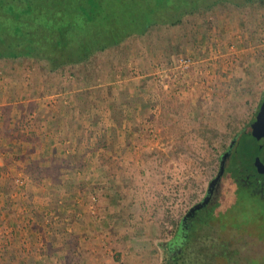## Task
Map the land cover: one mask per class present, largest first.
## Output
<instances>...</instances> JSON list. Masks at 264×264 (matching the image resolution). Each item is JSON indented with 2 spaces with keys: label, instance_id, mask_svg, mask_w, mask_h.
<instances>
[{
  "label": "rangeland",
  "instance_id": "rangeland-1",
  "mask_svg": "<svg viewBox=\"0 0 264 264\" xmlns=\"http://www.w3.org/2000/svg\"><path fill=\"white\" fill-rule=\"evenodd\" d=\"M142 4L126 0L125 8L113 0L102 12L130 14ZM251 13L224 16L209 30L195 20L185 25L182 33L188 35L179 54L168 55L160 34L146 46L133 41L137 51L127 44L131 55L121 52L112 68L95 63L90 72H101L95 80L112 88L113 99L106 107L98 88L84 95L88 108L80 139L68 133L74 126L64 120L79 113L75 95L81 66L51 72L46 62L36 60L23 59L15 67L1 63L0 87L12 92L22 81L24 88L12 136L5 133L12 111L0 109V135L6 138L0 152L9 157L0 155V167L10 163L5 178L17 200L0 215V264H164L165 248L177 247L184 219L207 195L221 155L244 127L236 154L248 174L264 177L261 137L251 119L264 93V11ZM184 58L192 60L187 69L179 65ZM41 111L49 117L44 130ZM111 111L119 113L120 124L110 120ZM38 131L54 139L35 140L31 155L37 159L57 151L65 161L60 184L35 178L13 159L28 154L29 144L22 140ZM231 178L230 172L212 215L219 224L207 244L196 242V250L227 243L256 258L264 254V203L237 189ZM78 180L86 187L72 189ZM69 239L77 247L58 245ZM72 248L77 251L73 258ZM217 261L226 263L222 257Z\"/></svg>",
  "mask_w": 264,
  "mask_h": 264
},
{
  "label": "trees",
  "instance_id": "trees-1",
  "mask_svg": "<svg viewBox=\"0 0 264 264\" xmlns=\"http://www.w3.org/2000/svg\"><path fill=\"white\" fill-rule=\"evenodd\" d=\"M112 1L0 0V68L4 66L1 64L3 62L4 64L11 62L15 67L23 59L36 60L39 63L46 62L48 70L51 72L66 66H81L80 71L76 73L80 85L75 95V101L79 106L76 113H79L77 116L76 114L69 115V118L64 120H70L68 123H73L76 129L73 127L74 131H68V133H73L76 138L84 136L82 124L88 108L87 106L84 107L82 103V99H85L84 95H88L89 90L98 88L99 92L97 94L105 95L107 98L104 102L106 107L108 102L113 99L112 88L108 85L101 87L95 80V76H102L101 72H90L92 68H95V63L104 61L106 66L112 68L119 61L118 58L121 52L125 53L124 57L131 55L132 52L126 50L127 44H131L134 47L133 50L137 51L138 49L133 46V41L139 40L141 46L142 44L146 46L160 34L164 36L165 43H167L165 51L169 53L168 55L179 54L184 47V41L182 40H185L188 35L186 32L182 33L185 30L183 28L185 25L191 24L192 26L195 21L201 22L204 25V30H209L224 16L233 19L241 16L240 14L246 15L252 12L251 14L256 16V13L261 14L264 11L263 5H261L264 0H127L130 2L138 1L143 4L135 5L133 12L130 14L124 13L113 16L103 13L102 10L106 3ZM115 1L125 8L127 7L125 5L126 0ZM21 86L22 81L15 84V91L13 90L11 93L12 103L19 100L20 95L18 93ZM3 92L7 94L6 90ZM119 97L121 96H118L117 100H119ZM98 98L96 96V99ZM122 100L120 99L118 105L120 111L124 104ZM21 107L18 104L15 105V108L11 109V107L6 106L2 110L7 111L10 109V113L13 110L9 121L11 118L15 121L17 119L15 116ZM96 107L100 108L97 105ZM20 112L18 119L24 117V111ZM113 112L112 116H109L110 120L120 124L117 121L118 118H116L119 113ZM7 113H9V110ZM43 115L44 111H41L39 115L40 122ZM45 116L46 126L49 117L46 114ZM21 120L23 119L19 121L21 122ZM0 128L3 129L4 126ZM9 128L6 126V134H9ZM12 130L16 132L15 128H12ZM31 136L34 137H24L27 139L22 140L23 143L25 141L29 144L28 154L18 155L13 159L22 162L26 170L33 174L35 178H48L53 182H57L56 184H60L61 164L65 161L61 160L57 151L47 157H38L37 159H34L31 155L32 151V154H34V148L39 143L35 140L43 141L47 138L53 141L52 137H49L50 134L45 131L40 134L33 133ZM14 137L16 138V136ZM6 168L7 165L0 167V215L8 212L10 203L17 202L16 199L12 198L11 193L14 191L12 182L9 178H5ZM78 182L77 186L72 189L79 190L86 187L85 183L82 184L79 180ZM62 187H65L67 191L70 190L65 185ZM214 224L218 225L219 223L213 221L212 215H195L191 223L188 241L183 244L184 247L179 252L177 247L173 250L165 248L166 258L164 264H219L217 260L220 257L225 260V264H250L249 260L256 262V264H264V254L256 258L247 256L234 250L227 243L219 246L215 244L213 247L208 245L206 249L196 250L198 240L205 242V244L209 242ZM52 240L53 248L51 247L50 251L53 252V249L56 248L53 245L56 240L55 238ZM72 244V239L58 242L60 246H71ZM60 246L58 247L60 248ZM72 247H77V245H72ZM75 249L72 248V258L77 252L73 251ZM59 251L60 249H58ZM49 256L52 257L53 255Z\"/></svg>",
  "mask_w": 264,
  "mask_h": 264
},
{
  "label": "flooded vegetation",
  "instance_id": "flooded-vegetation-1",
  "mask_svg": "<svg viewBox=\"0 0 264 264\" xmlns=\"http://www.w3.org/2000/svg\"><path fill=\"white\" fill-rule=\"evenodd\" d=\"M262 107H264V93L262 99L258 102V106L257 109L255 110L254 115L251 118L253 120L252 124H255V127L260 134L261 141L259 147L262 155L264 156V133L261 132L258 127V115L261 112ZM246 129L247 127L242 128L241 131H239L233 137V139L231 140V142L229 143V145L221 155L219 171L217 173V176L221 170L222 161H224L225 170L221 177V180L214 183L213 186L211 187V190H209V192H207V195L204 197V199L208 197L207 203L204 205L202 209L196 211L195 213H191L190 215L192 216L188 217V219H185V221L183 222L182 225L183 234L181 235L180 242L177 243L178 252L181 250L182 247H184L183 244H185L186 241H188L189 239L191 223L195 218V215H215V210H217L221 202V199L225 193L224 192L225 181H227L225 179H227V177L230 176V172L231 174H233V179L231 178V180L236 185L237 189L246 191L249 194V196H253L257 198L259 201L264 203V177L261 178L257 176L252 177L253 176L252 174L250 173L248 174V172H246L247 169H245L244 167L242 168L243 161H241L240 156L236 154L237 148L244 140L243 135L245 134ZM227 152H229V154H227L223 160L222 158ZM240 172L242 173L246 172L247 176L242 175V173ZM203 247L205 246L203 245Z\"/></svg>",
  "mask_w": 264,
  "mask_h": 264
},
{
  "label": "crops",
  "instance_id": "crops-1",
  "mask_svg": "<svg viewBox=\"0 0 264 264\" xmlns=\"http://www.w3.org/2000/svg\"><path fill=\"white\" fill-rule=\"evenodd\" d=\"M12 72H13V71H10V74H12ZM14 76H16V75H14ZM6 83H8V81H6ZM16 83H17V82H16ZM4 84H5V83H4ZM6 85H7V84H6ZM3 86H4V87H3ZM3 86L0 87V94H1V96H0V98H1V100H0V109H1V108H4V107H6V106H7V107H8V106L11 107V109H12V108H15V105H18V103H14V102L12 103L11 101H9V96L11 95L12 92H9V91H8V88H7L5 85H3ZM23 88H24V87H22V88L20 87V91H21ZM5 90L7 91V94H6V93H3V94H2V92L5 91ZM20 91H19V92H20ZM24 91H25V90H24ZM24 91H23V92H24ZM9 93H10V94H9ZM22 102H23V101H22ZM22 102H20V103L23 104ZM46 108H47V107H46ZM1 111H2V109H1ZM12 111H13V110H12ZM41 119H42V121H41L40 123L42 124V126H43L42 128H43V130H44L45 127H46V126H45V121H44L43 118H41ZM13 122H14V121L12 120V118H11L10 121L7 122L8 125H10V128H9V129H10L9 135H11V134L13 133V130H12V128H13V127H12V126H13ZM0 124H1V123H0ZM22 124H23V123H21V124L19 123L18 125H22ZM18 125H17V126H18ZM0 126H3V125L1 124ZM8 127H9V126H8ZM46 129H47V128H46ZM16 131H18V129H16ZM40 133H41V132L38 131V132H36L35 134H40ZM1 137H2V136L0 135V146L3 145L4 140L6 139V138H5V139L3 140V138H1ZM53 139H54V138H52V140H53ZM7 140H8V139H7ZM46 140H47V139H46ZM1 148H3V147H1ZM0 155H2V156L5 157V158H9L8 155H7L6 153H1V152H0ZM47 156H48V154H47ZM1 166L4 167L3 164H2ZM5 166H6V165H5ZM7 168H8V166H7ZM7 168H6V169H7Z\"/></svg>",
  "mask_w": 264,
  "mask_h": 264
},
{
  "label": "water",
  "instance_id": "water-1",
  "mask_svg": "<svg viewBox=\"0 0 264 264\" xmlns=\"http://www.w3.org/2000/svg\"><path fill=\"white\" fill-rule=\"evenodd\" d=\"M258 127L260 129L261 132L264 133V107H262V110L261 112L259 113L258 115ZM229 154V152H227L224 156H223V160L225 158V156ZM224 170H225V166H224V161H222V166H221V170L218 174V176L210 183V186H209V190H211V187L213 186L214 183L218 182L219 180H221V177L224 173ZM209 192V191H208ZM209 196V195H208ZM208 197H206L202 202H200L199 204H197L193 209H191V211L189 212V214L187 215V218L192 216L190 215L191 213H195L196 211L202 209L204 207V205L207 203V199ZM186 218V219H187ZM185 221V219H184Z\"/></svg>",
  "mask_w": 264,
  "mask_h": 264
},
{
  "label": "built area",
  "instance_id": "built-area-1",
  "mask_svg": "<svg viewBox=\"0 0 264 264\" xmlns=\"http://www.w3.org/2000/svg\"><path fill=\"white\" fill-rule=\"evenodd\" d=\"M191 62H192L191 59L184 58V59H180L179 60V63H180L179 65H180V67H184V68H181V69H187L191 65Z\"/></svg>",
  "mask_w": 264,
  "mask_h": 264
}]
</instances>
